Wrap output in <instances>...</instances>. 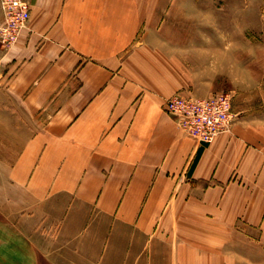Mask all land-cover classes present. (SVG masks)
<instances>
[{
  "label": "crops",
  "instance_id": "1",
  "mask_svg": "<svg viewBox=\"0 0 264 264\" xmlns=\"http://www.w3.org/2000/svg\"><path fill=\"white\" fill-rule=\"evenodd\" d=\"M29 3L0 45V264H175L178 233L264 242V45L239 35L264 34V0ZM223 90L234 120L209 144L165 111Z\"/></svg>",
  "mask_w": 264,
  "mask_h": 264
},
{
  "label": "built area",
  "instance_id": "2",
  "mask_svg": "<svg viewBox=\"0 0 264 264\" xmlns=\"http://www.w3.org/2000/svg\"><path fill=\"white\" fill-rule=\"evenodd\" d=\"M30 0H0L3 20L0 45H14L30 17ZM165 111L177 126L200 144L211 143L218 135L229 132L234 119L232 97L227 92L207 97L175 95L166 100Z\"/></svg>",
  "mask_w": 264,
  "mask_h": 264
},
{
  "label": "rangeland",
  "instance_id": "3",
  "mask_svg": "<svg viewBox=\"0 0 264 264\" xmlns=\"http://www.w3.org/2000/svg\"><path fill=\"white\" fill-rule=\"evenodd\" d=\"M238 19H240V22L237 24H247L250 18L246 16ZM225 24H233V19L227 11ZM234 35L236 36V34ZM239 35H244L248 39H252L253 37V40L257 41L258 45H264V34L245 32ZM255 35L256 38H254ZM257 53L258 56H264V48H258ZM257 73H264V65H257ZM220 92L229 93L232 101L235 99L233 91L223 90ZM186 96L195 97L191 95ZM245 235H248L247 232H240V234L237 233L235 235L230 233L228 235L230 239L225 240L224 245H222L218 241L210 242L205 240L203 235H198L192 244H190V242L184 239V234L178 233L175 264H264V242L259 241L258 232L256 241H249ZM233 237H235L234 240Z\"/></svg>",
  "mask_w": 264,
  "mask_h": 264
}]
</instances>
